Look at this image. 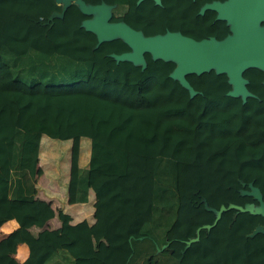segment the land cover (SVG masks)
I'll list each match as a JSON object with an SVG mask.
<instances>
[{
    "label": "trees",
    "instance_id": "1",
    "mask_svg": "<svg viewBox=\"0 0 264 264\" xmlns=\"http://www.w3.org/2000/svg\"><path fill=\"white\" fill-rule=\"evenodd\" d=\"M104 1L110 22L144 35L228 34L213 10L189 7L199 0ZM53 11L54 0H0V256L27 247L22 262L0 264H264V233L250 234L264 227L259 214L222 211L184 244L214 219L200 198L214 209L256 204L239 194L251 183L264 200V73L242 72L254 95L244 102L226 95L225 74H187L197 91L189 97L168 76L173 62L148 53L143 69L115 62L111 53L129 50L123 41L94 47L80 26L88 15L70 4L47 22ZM89 78L107 88L86 93ZM42 135L68 141L66 205L92 191V223L34 197ZM53 216L59 226L43 228Z\"/></svg>",
    "mask_w": 264,
    "mask_h": 264
},
{
    "label": "water",
    "instance_id": "2",
    "mask_svg": "<svg viewBox=\"0 0 264 264\" xmlns=\"http://www.w3.org/2000/svg\"><path fill=\"white\" fill-rule=\"evenodd\" d=\"M60 5V11H53L47 22L54 17L61 18L67 6L74 4L77 9L88 18L82 19L80 26L94 34L96 44L112 39H120L129 50L116 54L111 53L115 62L128 61L143 69L146 65L143 54L148 53L152 60L161 59L171 61L174 67L168 76L176 80L185 88L192 97L197 93L185 75L194 73L199 75L203 72L213 70L215 74H225L229 84L226 95L240 97L244 102L246 97H254L247 90L245 84L247 79L242 72L247 68H257L264 73V25L259 22L264 20V0H226L223 3L212 1L204 4L199 13L205 9L217 12L216 19L224 20L228 26L229 33L222 39L213 37L195 40L179 32L165 31L162 34L144 35L141 31L135 30L123 22H110V11L112 5L103 2L98 4L86 3L83 0H54ZM141 0H137L139 2ZM156 3L159 0H154ZM264 84V78L262 80ZM249 190H242L240 195H248L256 200V204L244 203L236 205L229 203L227 206L220 205L218 209L207 206L205 199L200 202L206 210L213 212L214 219L211 224H202L195 230V236L184 241L185 247L198 239V232L213 226L222 211L236 209L250 214H259L264 217V200L257 187L248 184ZM256 232L264 233V227L257 225L250 234ZM166 245L161 246L160 249Z\"/></svg>",
    "mask_w": 264,
    "mask_h": 264
},
{
    "label": "rangeland",
    "instance_id": "3",
    "mask_svg": "<svg viewBox=\"0 0 264 264\" xmlns=\"http://www.w3.org/2000/svg\"><path fill=\"white\" fill-rule=\"evenodd\" d=\"M89 84H93L94 81L89 80ZM100 82L101 86L97 87L106 89V84ZM95 86L94 84L92 85ZM92 88V87H91ZM89 89V87H88ZM96 90V91H97ZM89 93L92 91L89 89ZM44 140V141H43ZM84 145L82 146V152ZM83 157V156H82ZM81 157V161L83 159ZM68 160H69V143L67 140H59L56 138H50L48 136L42 135L40 141L39 157L36 166V172L34 176V183L36 187L34 190V197L36 199L44 198L53 205L55 209L58 207H65L69 212L74 213V210H70L69 207L65 204L66 202V181L68 177ZM93 193L89 191L88 201L84 203L81 207V215L92 219L93 212ZM75 208V207H73ZM89 220V219H88ZM35 231V228L32 229ZM3 255V259H2ZM11 251L1 254L0 263L6 261L10 257Z\"/></svg>",
    "mask_w": 264,
    "mask_h": 264
},
{
    "label": "crops",
    "instance_id": "4",
    "mask_svg": "<svg viewBox=\"0 0 264 264\" xmlns=\"http://www.w3.org/2000/svg\"><path fill=\"white\" fill-rule=\"evenodd\" d=\"M44 141V140H43ZM40 149V148H39ZM36 184V183H35ZM35 187H36V185H35ZM40 200H42V201H44V202H46L53 210H55V208L53 207V205L50 203L51 201H49V200H47V199H44V198H40ZM65 204H66V202H65ZM84 204H76V205H73V206H68L69 207V209L70 210H74L73 212L74 213H72V212H69L68 210H66V208L65 207H63V209L68 213V214H70V216H71V222L72 223H75V222H78V221H80V220H82V219H85V217H82V215H81V211H80V209H81V207L83 206ZM73 207H75V208H73ZM89 219V220H88ZM12 222H14V224H16V222L13 220V219H10ZM87 221H88V223H92L93 222V220L90 218V215H88V218L86 219ZM17 225V224H16ZM59 226V220L57 219V217L56 216H53L52 218H50L49 220H47L46 222H45V224L43 225V228H45V229H55V228H57ZM33 228H35V231L33 232L32 231V229ZM18 229V228H17ZM32 233H36L38 230H39V228H36V227H31L30 229H29ZM0 237H2V236H0ZM22 244V246H23V251H20V252H16L15 250H12V252H11V256H10V258H11V260L10 261H15V262H18V263H20V262H22L25 258H26V256H27V247H26V245L22 242L21 243Z\"/></svg>",
    "mask_w": 264,
    "mask_h": 264
},
{
    "label": "flooded vegetation",
    "instance_id": "5",
    "mask_svg": "<svg viewBox=\"0 0 264 264\" xmlns=\"http://www.w3.org/2000/svg\"><path fill=\"white\" fill-rule=\"evenodd\" d=\"M154 1V0H153ZM185 1V0H184ZM196 0H190V2H195ZM199 1H201V4H199V5H197V4H191V5H189V7H191V8H197V10H196V12H195V14H199V15H203L207 10L208 11H212V10H210V9H205L202 13H199V10H200V8L204 5V4H206V3H210V2H212V1H216V2H218V3H223V2H225L226 0H199ZM101 2H103V3H105V4H107V5H112L113 3H107V2H105L104 0H100V3ZM154 3H156L155 1H154ZM180 7L181 8H183V9H185V6H184V2L182 3V4H180ZM213 12H214V15H213V19L214 20H219V19H216V15H217V12L216 11H214L213 10ZM213 20V21H214ZM261 25H264V20H261L260 22H259ZM228 27V26H227ZM227 31H228V33H229V29L227 28ZM227 33V32H226ZM184 35V34H183ZM185 36H187V35H185ZM211 36V35H210ZM209 36V37H210ZM190 37V36H189ZM192 38V37H191ZM194 39V38H193ZM123 52H125V51H123ZM122 53V52H121Z\"/></svg>",
    "mask_w": 264,
    "mask_h": 264
},
{
    "label": "clouds",
    "instance_id": "6",
    "mask_svg": "<svg viewBox=\"0 0 264 264\" xmlns=\"http://www.w3.org/2000/svg\"><path fill=\"white\" fill-rule=\"evenodd\" d=\"M89 80H92V81H94V87L92 86L93 84H89L90 82H89ZM89 80H88V82L86 83V85H85V88H84V90H85V92L86 93H89L90 91H89V89L92 91V93H89V94H97V93H99L101 90H103V87H101V88H98V90H97V87L98 86H101V84H100V82H103V81H99V80H96V79H94V78H89ZM106 84V85H105ZM103 85H105L106 86V88H107V83L106 82H104L103 83ZM88 87H89V89H88ZM92 87V88H91ZM96 89L97 91H93L92 89ZM93 200H94V198H93ZM93 202V201H92Z\"/></svg>",
    "mask_w": 264,
    "mask_h": 264
},
{
    "label": "built area",
    "instance_id": "7",
    "mask_svg": "<svg viewBox=\"0 0 264 264\" xmlns=\"http://www.w3.org/2000/svg\"><path fill=\"white\" fill-rule=\"evenodd\" d=\"M92 90H93V91H96V89H94V88H93Z\"/></svg>",
    "mask_w": 264,
    "mask_h": 264
}]
</instances>
